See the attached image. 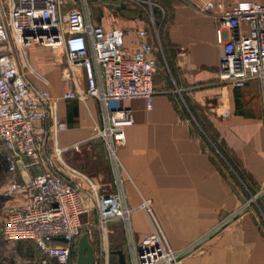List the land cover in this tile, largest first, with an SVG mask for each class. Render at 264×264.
<instances>
[{"label": "crops", "instance_id": "1", "mask_svg": "<svg viewBox=\"0 0 264 264\" xmlns=\"http://www.w3.org/2000/svg\"><path fill=\"white\" fill-rule=\"evenodd\" d=\"M219 1L229 6L244 0ZM164 2L170 9L163 33V52L172 86L166 76L155 77L151 109L143 99L123 101L124 107L132 109L134 118L133 125L125 130L124 144L117 149L123 168L124 200L129 207L136 208L142 199H148L174 250L195 242L237 211L232 220L210 232L184 255L181 264H264V195L250 202L264 183L261 84L256 79L243 87L220 82L221 51L215 36L218 21L177 0ZM91 3L93 8L99 5ZM134 18L131 14L122 20L120 28H145L154 44L147 26ZM113 27L117 26L105 28ZM229 35L225 33L226 38ZM137 41L135 35H127L124 47L134 51ZM157 54L156 48V57ZM25 63L21 68L28 83L36 89H47L56 107L54 113L46 111L42 122L48 128L43 159L49 169L76 182L62 170L75 168V153L89 149L91 141L99 140L92 138V125L101 122V107L93 98L62 99L64 90L85 88L81 69L76 70V83L69 79L62 52L42 46L30 48L25 52ZM177 92L198 125L192 124L180 108ZM57 122L64 123L66 128L54 131ZM99 141L107 158L105 146ZM74 144L79 145L78 151L71 147ZM55 146L67 149L60 159L55 157ZM29 162L26 157L17 160L13 175L17 181L26 182L38 172V167ZM80 171L96 181L104 193L116 190L111 174L106 183L95 167ZM26 198L18 196L15 202ZM131 223L134 244L152 231L141 210L132 214ZM105 254L101 243L95 251L96 264H107ZM41 258L40 254L34 264H42Z\"/></svg>", "mask_w": 264, "mask_h": 264}, {"label": "built area", "instance_id": "2", "mask_svg": "<svg viewBox=\"0 0 264 264\" xmlns=\"http://www.w3.org/2000/svg\"><path fill=\"white\" fill-rule=\"evenodd\" d=\"M92 0H0V146L10 175L0 186V196L12 201L6 210L2 236L11 242L32 241L42 264H76L81 217L94 208L101 228L120 221L129 236L130 264H181L210 233L232 220L237 211L218 222L198 240L181 250L170 247L159 227L148 199L136 208L124 200L122 164L117 149L125 142V130L133 125V111L123 106L128 99H143L151 109L156 93L153 77L157 68L155 45L145 28H105L89 19ZM140 3L141 0H129ZM218 21L215 30L220 47L218 80L235 87L258 80L264 97V0H244L226 6L219 0H181ZM230 33L225 37V33ZM138 38L137 49L124 47L125 37ZM157 36V32L155 33ZM37 46L64 54L70 78L77 82L81 69L85 88L64 90L62 99H95L102 110L100 123L92 125V138L103 142L109 161L113 192L99 193L98 186L72 182L54 174L43 159L48 128L43 127L46 111H56L47 89L32 87L21 68L25 52ZM55 117V116H54ZM264 124V113H263ZM57 122L54 131L64 130ZM75 151L79 145L71 146ZM67 149L54 148L60 159ZM26 157L38 172L26 182L14 178L17 160ZM76 172V171H75ZM61 177L65 178V182ZM264 195V183L250 202ZM18 196L27 198L16 203ZM90 200L86 207L84 199ZM143 211L152 226L150 234L134 244L131 217Z\"/></svg>", "mask_w": 264, "mask_h": 264}, {"label": "rangeland", "instance_id": "3", "mask_svg": "<svg viewBox=\"0 0 264 264\" xmlns=\"http://www.w3.org/2000/svg\"><path fill=\"white\" fill-rule=\"evenodd\" d=\"M141 1L142 2L137 3L129 0H92L91 2L99 5L95 8H90L89 19L93 24L102 25L105 27H109L111 25L117 27L123 26L122 20H125L129 15L131 16V14L135 16L134 19L142 21L147 26L149 33L153 37L155 48L158 50L157 68L154 73L153 82L156 76H166V81H168V83L171 85L172 79L167 65L165 64L163 52V33L168 23L170 6L164 2L166 0ZM177 1H179L181 4L187 5L181 0ZM132 6L134 7L131 8ZM192 8L197 10L194 6ZM156 32L157 36L155 35ZM177 96L180 108L187 113L190 122L194 124V117L187 109L185 100L180 97L181 95L178 92ZM195 124L198 125L197 122H195ZM0 155H5L1 148ZM75 160L77 162V164L74 166L75 168H64L62 172L67 175H71L76 182L82 183V188L84 190L87 189L88 184L86 179L83 177L84 173L80 171L82 169L84 171H90L95 167L102 173L103 181L106 183L109 181V174L112 175V172L110 167H108V159L104 156V149L99 140L91 141L89 149L83 148L79 152L75 153ZM55 164L57 166L61 165L60 162L56 160ZM9 176L10 175L7 173V170L0 173V186L5 184ZM93 182L99 186L96 181ZM110 182H112V180ZM98 191L99 193H104L101 188H98ZM12 203V201L7 200L6 198L0 199V264H34L35 259H39L40 253L34 247L32 242L7 241L1 234V228L5 220L6 210ZM84 203L86 207H89L91 202L85 198ZM84 233L88 234L90 242L95 248V251L97 250L98 252L100 244H103V248L106 251L105 255L107 258V264H117L118 257L121 254L124 256L126 264H128L130 238L122 222L113 221L105 228H101L98 222L96 211L94 208L92 210L89 209L82 216L80 236Z\"/></svg>", "mask_w": 264, "mask_h": 264}, {"label": "water", "instance_id": "4", "mask_svg": "<svg viewBox=\"0 0 264 264\" xmlns=\"http://www.w3.org/2000/svg\"><path fill=\"white\" fill-rule=\"evenodd\" d=\"M54 174L59 176L55 171ZM61 178L67 182L65 178ZM76 264H96L95 248L91 244L87 233L82 234L78 239Z\"/></svg>", "mask_w": 264, "mask_h": 264}, {"label": "trees", "instance_id": "5", "mask_svg": "<svg viewBox=\"0 0 264 264\" xmlns=\"http://www.w3.org/2000/svg\"><path fill=\"white\" fill-rule=\"evenodd\" d=\"M91 4H92V3H91ZM90 7H92V6H90ZM95 25H96V24H95ZM187 105H188L189 108H190V105L188 104V102H187ZM7 169H8V165H7V162H6V160H5V155H4V156H1V155H0V173L3 172V171H5V170H7ZM0 199H5V198H4V197H0ZM30 242H32V241H30ZM32 244H33L34 247L37 249L35 243L32 242ZM37 250H38V249H37ZM117 264H126V260H125V258H124V256H123L122 254L119 255L118 260H117Z\"/></svg>", "mask_w": 264, "mask_h": 264}]
</instances>
